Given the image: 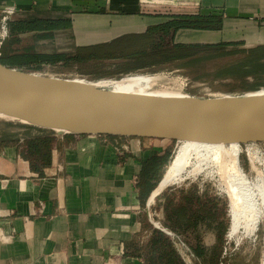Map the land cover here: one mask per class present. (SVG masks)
<instances>
[{"label":"crops","instance_id":"obj_1","mask_svg":"<svg viewBox=\"0 0 264 264\" xmlns=\"http://www.w3.org/2000/svg\"><path fill=\"white\" fill-rule=\"evenodd\" d=\"M144 8L171 12H137ZM210 14L221 17L219 30L179 29L173 43L264 47V0H0V19L8 16L9 35V22L18 15L67 18L70 29L54 33L52 41L58 46L64 38L75 48L144 34L174 16ZM45 43L49 41L40 45L47 49ZM50 135L39 130L0 133V264H145L134 248L143 246L153 230L171 238L184 264H209L225 212L223 253L229 203L210 183L198 179L170 186L175 187V208L185 212L180 217L186 224L178 235L162 225L165 189L149 202L171 161L172 156L163 164L170 141L52 135L49 163L41 167L40 162L37 169L11 143ZM158 159L162 164L148 181L149 165Z\"/></svg>","mask_w":264,"mask_h":264},{"label":"water","instance_id":"obj_2","mask_svg":"<svg viewBox=\"0 0 264 264\" xmlns=\"http://www.w3.org/2000/svg\"><path fill=\"white\" fill-rule=\"evenodd\" d=\"M75 80L0 62V112L11 118L2 120L54 136L110 135L239 145L264 142V99H251L248 93L164 101ZM166 173L167 169L158 187Z\"/></svg>","mask_w":264,"mask_h":264},{"label":"trees","instance_id":"obj_3","mask_svg":"<svg viewBox=\"0 0 264 264\" xmlns=\"http://www.w3.org/2000/svg\"><path fill=\"white\" fill-rule=\"evenodd\" d=\"M221 25V17L215 14L206 16L180 15L174 16L168 22L149 28L144 34L125 35L110 44H104V46L75 48L66 45L64 38L58 46L52 41L54 33L67 32L70 29L69 19H39L18 15L9 22L10 35L0 47V62L28 72L26 68L28 69L30 65L41 66L56 63L78 65L119 61L120 65L115 64V66L118 68L117 72L120 73L154 68L172 62H189L190 60L194 63L200 61L216 62L220 57L231 53V51H227L228 45H176L173 43V38L179 29L219 30ZM24 34L32 35L22 37ZM24 39L30 42L20 47ZM42 41H49V43H45L47 49L41 47L40 42ZM204 51H208L209 54L201 55ZM234 52L242 56L226 62L224 65L217 63L220 64L218 66L225 67L215 72L212 78H231L239 81L242 84L240 87L242 93L264 89V83L260 82L264 78V47L237 49ZM246 55L247 57H245ZM129 61L136 63L129 67L122 65L123 62ZM184 65L176 69L183 70L185 69ZM249 78L252 80L250 84L248 83ZM194 79L197 78L194 77ZM101 136L108 139L119 138L110 135ZM54 139L50 135L27 139L22 143L19 141H12L11 143L20 146L21 152L26 154L30 162L36 163L33 167L37 169L36 166L40 162L41 167L49 163L48 152ZM171 142L175 143V141ZM170 154L171 151L168 150L164 155L163 161L165 163L163 162V164H166ZM161 164L162 161L158 159V161H154V164L149 165L146 172L148 181L154 177V171ZM174 188L168 187L162 193L165 198V217L162 225L178 235L183 231L186 223L183 221L185 218L180 217L185 212L175 208L176 192ZM220 218L219 242L212 251L209 264H217L222 253L223 235L226 232L229 219H227L225 212L220 214ZM134 253L142 257L145 264H184L174 249L171 238L159 230H153L143 246L134 248Z\"/></svg>","mask_w":264,"mask_h":264},{"label":"rangeland","instance_id":"obj_4","mask_svg":"<svg viewBox=\"0 0 264 264\" xmlns=\"http://www.w3.org/2000/svg\"><path fill=\"white\" fill-rule=\"evenodd\" d=\"M137 12H140L141 14L150 13L154 15H161L159 13H170L171 10H165L164 8L156 10L144 8L143 10H139ZM29 42V40L24 39L20 47H23ZM237 49L239 48L236 46H227V51H231V53L220 57L216 62L200 61L194 63L192 60L189 62H172L167 64L164 63V65H159L154 68L131 70L123 73L117 72L118 68L115 66V63L117 62L112 61L98 64L88 63L78 65L61 63L41 66L30 65V67H28V69L26 68V70H28V72L37 73L44 76L57 77L61 79H82L88 82L106 79H122L124 77L137 75L158 76L156 82L157 85L155 84L154 89H163L166 87L182 91V93L185 95L196 99H219L226 96L238 97L245 94L240 91L242 84L239 81L231 78H212V75L215 72H218L222 69V67H225L218 65H224L226 62L238 59L242 56L241 54L234 52ZM207 54H209L208 51L201 53V55ZM245 57H247V55ZM135 63V61H129L127 63L123 62L122 65L129 67L134 66ZM116 65H120V63ZM181 65H184L185 69H176ZM6 66L11 67L10 65ZM194 77L197 79H194ZM251 82L252 80L249 78L248 83L250 84ZM260 82L264 83V78ZM36 130V127L30 125L25 126L24 124H21L17 121L6 122L0 119V133H21L22 131L26 133H33ZM178 144L179 142H169L172 158L176 152ZM238 148L239 168L243 172L246 182L252 185V187H255L262 180H264V147H259V149H256L257 153L251 150H249V153H247L248 147L242 144H238ZM227 173L226 177L229 175H227ZM222 177L223 176H221V174H219L215 169L212 172L208 171L206 173H202L196 177H192L194 179L190 178L189 180L199 179L203 180V182L210 183L216 192H220V195L228 199L229 203V195L227 193L225 182L223 181L226 177L225 175V178L223 177L222 179ZM221 182H224V185ZM256 202L257 209L259 211V223L257 230L251 234L240 232L234 238H230L229 234L227 233L224 246L230 247L231 252L230 255L223 260L224 264H264V202H262L261 199H258Z\"/></svg>","mask_w":264,"mask_h":264},{"label":"bare ground","instance_id":"obj_5","mask_svg":"<svg viewBox=\"0 0 264 264\" xmlns=\"http://www.w3.org/2000/svg\"><path fill=\"white\" fill-rule=\"evenodd\" d=\"M157 77L137 75L122 79H106L94 82L82 79L75 81L83 84L92 83L96 87L111 89L120 93L137 94L164 101L192 99V97L185 95L182 91L166 88L164 85L163 89H154ZM247 96L254 100L264 99V89L248 93ZM0 119L7 120L11 118L0 112ZM238 155L239 148L237 143L179 142L176 152L167 167V173L160 186L151 194L149 202L152 203L154 198L167 187L181 184L202 173L212 172L216 169L221 176L224 177L225 175L226 177V173L228 172V177H224L223 181L225 182L230 199L229 237L234 238L240 232L249 234L255 232L259 223V211L256 201L261 199L264 202V180L255 187L248 184L243 176V172L239 168Z\"/></svg>","mask_w":264,"mask_h":264},{"label":"built area","instance_id":"obj_6","mask_svg":"<svg viewBox=\"0 0 264 264\" xmlns=\"http://www.w3.org/2000/svg\"><path fill=\"white\" fill-rule=\"evenodd\" d=\"M8 20V16L5 15L3 16L1 19H0V47L2 46L3 42L6 40V38L8 37L9 33H8V29H7V26H6V22ZM246 147H248V151L247 153H249V150L253 151V152H256V149H259V147H264V142L263 143H249V145H246ZM218 194H220V192L217 191ZM148 212V216L151 218V214ZM153 225L160 229V230H163L167 233H169L165 228H163L160 223L158 221H153L152 222ZM230 252H231V248L230 247H226L224 246V249H223V253H222V262L220 264H224L223 260L226 259L229 255H230Z\"/></svg>","mask_w":264,"mask_h":264}]
</instances>
